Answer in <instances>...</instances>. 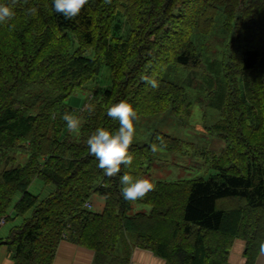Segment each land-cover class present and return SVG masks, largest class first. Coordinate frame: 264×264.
<instances>
[{"label": "trees", "instance_id": "1", "mask_svg": "<svg viewBox=\"0 0 264 264\" xmlns=\"http://www.w3.org/2000/svg\"><path fill=\"white\" fill-rule=\"evenodd\" d=\"M51 4L15 0V17L0 24V220L22 218L0 246L14 264H53L65 237L92 249V264H130L135 246L166 264H226L242 239L252 264L264 242V0H87L71 19ZM214 40L220 57L209 59ZM177 67L203 70L198 89L220 115L204 128L225 145L202 152L216 173L153 181L156 147H194L155 131L133 142L130 165L105 176L86 138L118 128L106 109L121 100L138 114L189 106L185 86L165 76ZM91 82L80 133H69L67 100ZM124 173L153 189L123 199ZM35 178L54 186L43 198L29 191ZM93 195L105 198L102 212L85 207ZM135 202L149 209L133 211Z\"/></svg>", "mask_w": 264, "mask_h": 264}, {"label": "rangeland", "instance_id": "2", "mask_svg": "<svg viewBox=\"0 0 264 264\" xmlns=\"http://www.w3.org/2000/svg\"><path fill=\"white\" fill-rule=\"evenodd\" d=\"M221 46V41H213L212 46L208 49L209 59L216 56L220 57L217 48ZM204 64L207 65V62L205 61ZM205 65L202 68L203 70L206 69L204 68ZM201 72L194 75L192 72L184 71L183 68L177 67L174 70L169 68L165 73V76L171 81L185 86L189 106H182L177 111L168 108L155 113L139 114V122L135 125L134 143H148L152 133L159 131L194 144V147L185 148L182 153H175L163 147H156L154 149V160L147 163L150 170V178L153 181L194 178L196 176L208 177L216 173L205 162L202 152L204 149L217 152L225 145V142L215 136V134L207 132L204 128L206 124L214 122L220 115L215 108L209 105L212 99L211 95L207 94L203 88L198 89L202 78ZM92 85L91 82L86 84L85 88H79L75 95L67 100L74 109L73 113L80 117L81 110L86 108L90 101L93 91ZM9 153L12 154L13 152ZM26 156L27 154L24 151L16 153L19 161H23ZM53 187L52 184H45L41 179L35 178L29 186V191L43 198L51 192ZM19 197L20 194L16 193L13 203ZM148 209V205L142 202H135L133 211H146ZM20 222H22L21 217L9 218L8 221L4 219V224L0 226V235L4 236L6 234L4 233L5 230L11 229L12 226Z\"/></svg>", "mask_w": 264, "mask_h": 264}, {"label": "clouds", "instance_id": "3", "mask_svg": "<svg viewBox=\"0 0 264 264\" xmlns=\"http://www.w3.org/2000/svg\"><path fill=\"white\" fill-rule=\"evenodd\" d=\"M87 0H52V10L71 19L77 16ZM15 0H0V24L12 20L16 13ZM152 87H156V81L149 80ZM106 114L118 121L116 129L97 127L87 138V151L97 160V167L103 170L105 176L112 177L120 173L121 166H128L132 162L130 147L133 144L136 123L139 122V114L136 108L128 100H121L111 104L106 109ZM65 127L69 133L79 135L82 127V118L74 113H65L62 116ZM122 185L120 191L123 199L135 201L145 197L154 186L151 179L133 176L124 173L119 177ZM259 253L264 255V242L259 244Z\"/></svg>", "mask_w": 264, "mask_h": 264}, {"label": "crops", "instance_id": "4", "mask_svg": "<svg viewBox=\"0 0 264 264\" xmlns=\"http://www.w3.org/2000/svg\"><path fill=\"white\" fill-rule=\"evenodd\" d=\"M92 211L102 212L105 206V198L99 195H93L91 198ZM9 230H5L4 236H7ZM2 236V235H1ZM246 243L242 239H236L230 249L228 261L226 264H249L246 254ZM94 251L88 247L82 246L68 238L59 241L53 264H92ZM0 264H14L8 247L4 244L0 246ZM130 264H166V261L156 256L152 251L133 247L130 254ZM252 264H264V255L260 253Z\"/></svg>", "mask_w": 264, "mask_h": 264}, {"label": "built area", "instance_id": "5", "mask_svg": "<svg viewBox=\"0 0 264 264\" xmlns=\"http://www.w3.org/2000/svg\"><path fill=\"white\" fill-rule=\"evenodd\" d=\"M85 207L88 208V209H90V210L93 209L92 203L90 201H88V202L85 203ZM0 224H4V219L3 218L0 220Z\"/></svg>", "mask_w": 264, "mask_h": 264}]
</instances>
